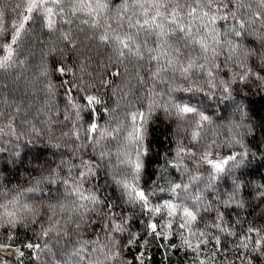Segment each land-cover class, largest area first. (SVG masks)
I'll return each mask as SVG.
<instances>
[{
  "label": "clouds",
  "instance_id": "9594fccd",
  "mask_svg": "<svg viewBox=\"0 0 264 264\" xmlns=\"http://www.w3.org/2000/svg\"><path fill=\"white\" fill-rule=\"evenodd\" d=\"M262 97L264 0H0V264H264Z\"/></svg>",
  "mask_w": 264,
  "mask_h": 264
},
{
  "label": "trees",
  "instance_id": "16d2710c",
  "mask_svg": "<svg viewBox=\"0 0 264 264\" xmlns=\"http://www.w3.org/2000/svg\"><path fill=\"white\" fill-rule=\"evenodd\" d=\"M262 102H264V97L260 98L259 100L252 101V109L254 114L257 117H260L262 111ZM154 264H159L158 260H154Z\"/></svg>",
  "mask_w": 264,
  "mask_h": 264
},
{
  "label": "snow or ice",
  "instance_id": "6c2138e0",
  "mask_svg": "<svg viewBox=\"0 0 264 264\" xmlns=\"http://www.w3.org/2000/svg\"><path fill=\"white\" fill-rule=\"evenodd\" d=\"M92 98L89 97V100H91ZM217 167H219V165H217ZM138 195H140L143 198V194L142 193H138Z\"/></svg>",
  "mask_w": 264,
  "mask_h": 264
},
{
  "label": "rangeland",
  "instance_id": "374dc122",
  "mask_svg": "<svg viewBox=\"0 0 264 264\" xmlns=\"http://www.w3.org/2000/svg\"><path fill=\"white\" fill-rule=\"evenodd\" d=\"M251 104H252V102H251ZM136 251H137V252H139V251H140V249H139V248H136Z\"/></svg>",
  "mask_w": 264,
  "mask_h": 264
}]
</instances>
